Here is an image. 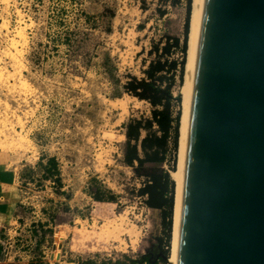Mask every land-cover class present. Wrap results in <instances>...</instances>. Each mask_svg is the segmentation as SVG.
<instances>
[{"label":"rangeland","instance_id":"1","mask_svg":"<svg viewBox=\"0 0 264 264\" xmlns=\"http://www.w3.org/2000/svg\"><path fill=\"white\" fill-rule=\"evenodd\" d=\"M188 7L189 0H0V137L15 140H0L14 203L0 216V264L157 260L161 246L168 250L162 213L139 196L146 180L123 156L126 125L151 120L153 108L124 86L144 78L151 61L176 63L161 85H172L181 124L192 0ZM173 39L179 46L166 56ZM152 133L161 135L156 126ZM179 139L180 128L177 148L171 135L158 165L172 180L175 173L174 206ZM53 157L62 187L44 178ZM99 185L115 201L96 202L90 193ZM171 253L172 240L166 264Z\"/></svg>","mask_w":264,"mask_h":264},{"label":"water","instance_id":"2","mask_svg":"<svg viewBox=\"0 0 264 264\" xmlns=\"http://www.w3.org/2000/svg\"><path fill=\"white\" fill-rule=\"evenodd\" d=\"M174 264H264V0H201Z\"/></svg>","mask_w":264,"mask_h":264},{"label":"trees","instance_id":"3","mask_svg":"<svg viewBox=\"0 0 264 264\" xmlns=\"http://www.w3.org/2000/svg\"><path fill=\"white\" fill-rule=\"evenodd\" d=\"M179 0H174L178 2ZM191 10V0H189L188 13ZM161 15H164L162 12ZM189 29V21L187 23ZM187 34V33H186ZM187 36L184 39L183 52H187ZM173 44L170 42L163 48L164 54L170 55L173 48L179 46V40L173 39ZM185 60L182 63L183 70L185 68ZM176 63L170 65L169 69L162 61H151L147 70L144 71V78L131 77L128 83L124 86L125 92L138 99L145 101L152 106V119H133L126 125L125 144L123 150L124 164L130 167L137 178L145 179L143 187L139 190V196L146 197V205L149 209L162 213V219L165 225L166 244L168 250H164L161 246L163 256H169V247L172 240V217L174 210V192H175V173L173 180L170 173L165 171L158 165L164 161L162 150H164L167 141L173 135L175 148L178 146L180 114L175 117L171 111L172 108V92L171 86L163 88L161 83L164 82L162 75L166 71L174 70ZM183 79V76H181ZM181 98H178L180 101ZM157 127L158 136L152 133L154 127ZM142 131L147 132V136L141 140ZM47 175L46 180L54 179L59 187H62L61 171L56 158L47 159V167H45ZM91 197L96 202L115 201L116 197L108 192L102 185H99L93 191ZM50 233L54 232L51 229ZM163 244V240H160ZM1 253V247H0ZM167 259L159 256L154 260L151 255H145L139 259L126 258L124 262H102L101 264H166ZM87 264H98L93 261H88Z\"/></svg>","mask_w":264,"mask_h":264},{"label":"bare ground","instance_id":"4","mask_svg":"<svg viewBox=\"0 0 264 264\" xmlns=\"http://www.w3.org/2000/svg\"><path fill=\"white\" fill-rule=\"evenodd\" d=\"M200 3H201V0H192V11H191V17H190V28H189L188 45H187L188 50H187V62H186V71H185V83H184V86L182 89L183 110H182V117H181V124H180L179 158H178V166H177V171H176V195H175L174 222H173V234H172V253H171V256L168 260V264H174L175 237H176L177 216H178L180 187H181L183 150H184L188 102H189L190 87H191L193 55H194V48H195V40H196V32H197V25H198ZM5 136L6 135H2L0 137V140H2L1 143L2 142H4L5 144L8 143L12 147V145L15 144L14 137L12 136V134H9L7 136V138ZM23 139H25V137H23L22 134H20L18 137V140H20L19 142H21V144H22ZM16 144H17V142H16ZM19 147H20V145L18 144L17 149H19ZM22 147L23 146L21 145L20 149ZM4 148H6V147L4 146ZM119 228H121V227H119ZM117 236H118V234H117ZM136 236H137V234H136ZM137 239H139V238H137ZM133 243H132V245H133Z\"/></svg>","mask_w":264,"mask_h":264},{"label":"crops","instance_id":"5","mask_svg":"<svg viewBox=\"0 0 264 264\" xmlns=\"http://www.w3.org/2000/svg\"><path fill=\"white\" fill-rule=\"evenodd\" d=\"M146 131H142L141 140L144 139L145 136H143V133ZM147 133V132H146ZM3 170L0 169V216H5L10 213L11 209L14 207V203L10 200L12 193V180L11 178L6 174V172H2ZM7 171V168L5 169Z\"/></svg>","mask_w":264,"mask_h":264}]
</instances>
